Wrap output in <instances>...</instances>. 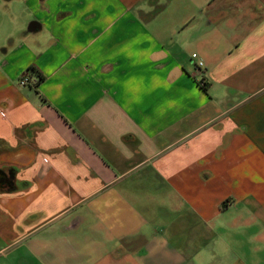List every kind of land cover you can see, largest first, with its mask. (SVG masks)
Masks as SVG:
<instances>
[{"label": "crops", "instance_id": "1", "mask_svg": "<svg viewBox=\"0 0 264 264\" xmlns=\"http://www.w3.org/2000/svg\"><path fill=\"white\" fill-rule=\"evenodd\" d=\"M23 5L0 18V264H264V0Z\"/></svg>", "mask_w": 264, "mask_h": 264}, {"label": "built area", "instance_id": "2", "mask_svg": "<svg viewBox=\"0 0 264 264\" xmlns=\"http://www.w3.org/2000/svg\"><path fill=\"white\" fill-rule=\"evenodd\" d=\"M193 59H196L197 56L194 54ZM196 66L199 69L203 68V63L201 61H196ZM39 83V80L36 79H32L28 73H25L23 76H21L20 80H19V85L21 87H27V86H36Z\"/></svg>", "mask_w": 264, "mask_h": 264}, {"label": "rangeland", "instance_id": "3", "mask_svg": "<svg viewBox=\"0 0 264 264\" xmlns=\"http://www.w3.org/2000/svg\"><path fill=\"white\" fill-rule=\"evenodd\" d=\"M11 6H22L21 10H23L24 5H23V0H0V18L2 19L5 15V13L8 12V9ZM24 12V11H23ZM4 14V15H2ZM23 16H25V14H22Z\"/></svg>", "mask_w": 264, "mask_h": 264}, {"label": "trees", "instance_id": "4", "mask_svg": "<svg viewBox=\"0 0 264 264\" xmlns=\"http://www.w3.org/2000/svg\"><path fill=\"white\" fill-rule=\"evenodd\" d=\"M0 187L9 190L12 189L14 187L13 175L10 174V176L7 177L3 172H0Z\"/></svg>", "mask_w": 264, "mask_h": 264}]
</instances>
